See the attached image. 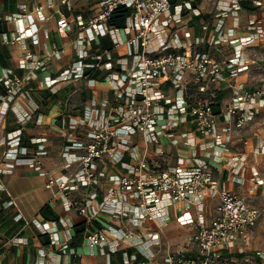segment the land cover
<instances>
[{"label": "built area", "instance_id": "2783aa9c", "mask_svg": "<svg viewBox=\"0 0 264 264\" xmlns=\"http://www.w3.org/2000/svg\"><path fill=\"white\" fill-rule=\"evenodd\" d=\"M196 1L99 0V8L87 18L82 14L71 19L61 15L56 21L61 33L74 34L70 41L75 57L58 75L46 74L40 87L53 89L61 82L88 77L89 70L99 71L110 95L101 101L93 98L82 116L61 118L59 129L69 142L64 154L73 158L77 167L59 176L44 172L46 187L57 188L64 206L76 208L86 218L84 241L92 251L117 252L120 246L136 247L146 257L126 255L123 264H152L156 253L152 248L161 243L169 207L182 201L196 207L192 221L195 232L188 241L197 245L199 255L188 257L181 248L166 257V264H264V253L241 261L225 256L224 251L234 252L237 239L249 238L264 208L221 187L210 165L195 159L194 139H187L188 148L179 151L177 163L170 167L139 157L140 147L131 139L141 136L147 148L158 144L162 136L173 137L182 123L192 120L198 133L212 143L214 158L222 159L228 147L227 136L236 128H244L264 108V85L251 89L237 81L240 74L260 69L259 60L248 56L246 50L264 37V24L252 19L247 24L248 33L240 34L243 0H219L213 29L205 23L200 34L182 35L181 29L187 26L184 13L202 15L194 5ZM252 2L254 6L263 5L261 0ZM67 3L62 0V4ZM48 7H55L53 0L48 1ZM121 9L129 13L124 26L118 27L111 21ZM48 18L38 3L31 9L21 5L18 12L1 17V21L16 25L13 34H4L3 44L26 45L29 40L39 44L40 23ZM104 37L111 41V48L99 47ZM227 46L231 48L228 57L216 54V50ZM64 54L65 47L57 45L48 48L44 57L26 50L20 66L28 74L6 69L0 76L4 88L0 91V176L13 172L17 165L43 168L41 153L47 148V138H32L31 146L23 140L25 125L38 110L28 81L37 71L46 72L48 63L62 59ZM223 82L232 97L227 107L217 112ZM163 84H168L172 92ZM12 110L17 112V128L6 131L5 118ZM81 127L85 134L80 132ZM70 149L80 153L73 155ZM126 152L135 158L134 164L125 161ZM156 152L165 154L159 146ZM107 157L120 163L126 172L108 174L101 168ZM227 163L238 175L246 168L247 157L242 154ZM252 175L256 183L264 185L258 170H252ZM104 179L110 184L103 188ZM0 188L5 190L1 178ZM100 189L104 191L101 200ZM205 197L218 199L211 224L207 222ZM102 216L119 219L122 228L104 223L99 226ZM44 231L50 235L51 246L69 249L70 235L64 242L56 228ZM40 251L37 264H46L45 250ZM66 256L75 259L63 264H79L74 248Z\"/></svg>", "mask_w": 264, "mask_h": 264}, {"label": "crops", "instance_id": "0c3cea01", "mask_svg": "<svg viewBox=\"0 0 264 264\" xmlns=\"http://www.w3.org/2000/svg\"><path fill=\"white\" fill-rule=\"evenodd\" d=\"M7 1L9 0H0V76L6 69H12L20 75L28 74V71L20 66L26 50L44 57L48 48L52 49L57 45L65 47V54L60 60H51L46 72L37 71L28 81V87L33 90L32 96L38 104V110L25 125L23 140L31 146L32 138L46 137L47 148L41 153L42 169L37 170L28 165H17L13 172L0 176L5 187V190L0 188V264H37L41 258V249L45 250L46 264H63L66 260H74L73 257L66 258L68 257L66 255L70 253V248H74L79 254L76 258L79 264H123L126 255L145 259V255L139 252L136 247L120 246L117 252L102 253L99 249L92 251L84 241V235L88 228L86 218L80 215L76 208L67 209L64 206L57 188L46 187L47 175L45 173L47 171L59 176L69 174L77 167L73 158L66 157L64 154L68 149L69 142L65 140L59 129L61 118L82 116L86 106L93 98L101 101L110 95L101 72L100 78L89 75L79 80L61 82L53 89L40 87L46 74L58 75L60 70L68 66L75 57L70 41L71 38H74V34L61 33L57 27V18L65 15L71 19L79 14L87 18L99 8V0H68L67 4H62V0H53L54 8L48 7L49 0H15V12L19 11L21 5H26L31 9L38 3L43 6L45 14L50 16L46 21L40 23V43L35 44L29 40L26 45L3 44L4 34L11 35L16 29L14 23L1 21V17L12 13L6 8ZM218 1L199 0L194 2V5L202 11V15L196 16L193 12H185L184 23L187 26L181 29L182 35L200 34L205 23H208L210 29H213L217 23L215 14ZM261 1L263 5L259 7L254 6L252 0L242 1L244 9L240 17V34L248 33L247 24L252 19L264 24V0ZM172 10L175 11V6ZM259 46H264V37L248 47L247 51L252 47L261 48ZM230 49V46L224 47L221 51L216 50V54L228 57ZM257 68L240 74L237 81L248 88L256 89L257 87L250 86V78L252 72ZM263 79L261 80L262 85H264ZM163 88L168 91V84H163ZM3 89V85L0 84V91ZM231 97V90L227 83L223 82L220 86L219 100L216 103L217 112L227 107ZM221 119L220 123L223 125V118ZM16 121L17 112L12 110L5 118L4 130H16ZM69 131L70 129L66 130V132ZM80 132L85 134L82 127ZM188 138H192L196 142L195 159L206 161L210 165L213 177L221 187L240 194L254 206L264 208V185L256 183L252 175V170H258L260 177L264 179V150L260 149L264 146V108L244 128H236L232 134L227 136L228 147L222 153V159L214 158L212 143L209 144V140L198 133L192 120L182 123L175 130L173 137L162 136L158 144L147 148L141 136H133L131 139L140 147L139 157L146 156L149 160L159 161L164 167H170L177 163L179 151L188 148ZM174 139L177 140L176 143L173 142ZM158 146L165 150L164 155L161 156L156 152ZM70 153L77 155L80 151L70 149ZM242 154L247 157V165L240 174L236 175L231 171L227 162ZM134 159L130 153L126 152L125 161L134 164L136 162ZM101 168L106 169L108 174L126 172L120 163H114L109 157L106 158L105 163H101ZM109 184V180H103V188ZM103 193V189H100L99 200L102 199ZM217 201L218 199L215 197H205L204 199L207 222L210 224L215 217ZM168 212L167 223L161 232V243L152 248L156 252L152 258V264H166V257L169 254L178 253L181 248H184L188 257H198L199 255L195 243L188 241L185 247L179 243L182 238L187 236L189 238L195 232L192 221L196 217V207L188 201H182L170 206ZM101 221L97 223L100 226L104 223L115 228H122L121 222L117 218L102 216ZM39 223L43 228L39 226ZM44 228H56L61 235V241L64 242L70 235L69 249L64 251L60 247L51 246L50 235L44 231ZM234 248V252L224 251L225 256L241 261L246 256H257L259 253H264V213L252 228L249 238L247 240L237 239ZM60 254H62L61 258Z\"/></svg>", "mask_w": 264, "mask_h": 264}, {"label": "rangeland", "instance_id": "374dc122", "mask_svg": "<svg viewBox=\"0 0 264 264\" xmlns=\"http://www.w3.org/2000/svg\"><path fill=\"white\" fill-rule=\"evenodd\" d=\"M261 48H257L256 47H252V48H249V50L247 52V55L248 56H251V57H254V58H257L259 61H260V69H256L252 72V76L250 78V86L252 87H258V86H261L262 85V78L264 76L263 74V71H264V46H259ZM221 56V55H220ZM180 245H182V247H185L187 246V243H188V236L187 237H184L180 240Z\"/></svg>", "mask_w": 264, "mask_h": 264}, {"label": "trees", "instance_id": "16d2710c", "mask_svg": "<svg viewBox=\"0 0 264 264\" xmlns=\"http://www.w3.org/2000/svg\"><path fill=\"white\" fill-rule=\"evenodd\" d=\"M15 0H9L7 1L6 3V8L14 13L16 11V8H15ZM245 6V5H244ZM129 11L127 9H121L119 10L117 13H115V15L113 16V19L111 21V24H114L118 27H122L124 26L125 24V20H126V16L128 15ZM101 48H111L112 47V44H111V41L108 39V38H102L100 40V46ZM89 75L93 76V77H99L100 76V72L99 71H88L87 72ZM100 78V77H99ZM100 226V225H99Z\"/></svg>", "mask_w": 264, "mask_h": 264}]
</instances>
